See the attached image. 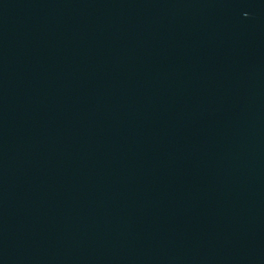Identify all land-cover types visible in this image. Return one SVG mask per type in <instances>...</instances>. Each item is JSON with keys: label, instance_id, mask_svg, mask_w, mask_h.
I'll use <instances>...</instances> for the list:
<instances>
[{"label": "water", "instance_id": "95a60500", "mask_svg": "<svg viewBox=\"0 0 264 264\" xmlns=\"http://www.w3.org/2000/svg\"><path fill=\"white\" fill-rule=\"evenodd\" d=\"M0 264H264V0H0Z\"/></svg>", "mask_w": 264, "mask_h": 264}]
</instances>
